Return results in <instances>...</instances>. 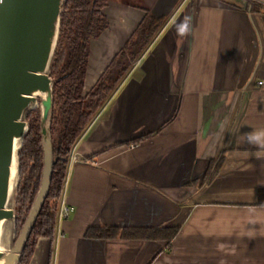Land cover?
<instances>
[{
  "label": "crops",
  "instance_id": "crops-1",
  "mask_svg": "<svg viewBox=\"0 0 264 264\" xmlns=\"http://www.w3.org/2000/svg\"><path fill=\"white\" fill-rule=\"evenodd\" d=\"M106 2L84 91L128 43L140 52L70 153L62 197L74 212L28 264H264V157L244 139L264 129V10ZM146 10L164 19L148 42L134 35Z\"/></svg>",
  "mask_w": 264,
  "mask_h": 264
},
{
  "label": "trees",
  "instance_id": "trees-1",
  "mask_svg": "<svg viewBox=\"0 0 264 264\" xmlns=\"http://www.w3.org/2000/svg\"><path fill=\"white\" fill-rule=\"evenodd\" d=\"M106 5V0H67L61 13L58 43L50 65V75L54 79L52 134L54 155L57 160L53 168V181L48 197L19 264H28L37 238L54 237L70 153L93 117L125 76L131 60L140 52V50H132L128 43L111 60L96 85L88 92L84 91L90 55L89 42L99 37L109 25L104 12ZM249 5L252 11L263 10L256 4ZM163 22V17L146 10L134 35H140L145 42H148L158 33ZM27 120L28 134L22 142L19 154L15 205L16 219L20 224H24L37 194L43 167L44 149H42L39 108L33 109ZM161 231L165 233L166 230H154L151 237H160ZM176 233V228H169L168 235L163 236L170 241Z\"/></svg>",
  "mask_w": 264,
  "mask_h": 264
},
{
  "label": "water",
  "instance_id": "water-1",
  "mask_svg": "<svg viewBox=\"0 0 264 264\" xmlns=\"http://www.w3.org/2000/svg\"><path fill=\"white\" fill-rule=\"evenodd\" d=\"M66 1L0 0V239L2 222L16 220L12 203L16 202L19 154L28 134L27 117L38 105L44 149L39 189L14 244L7 251L0 250L3 264L20 263L53 181L57 159L52 134L54 79L50 65Z\"/></svg>",
  "mask_w": 264,
  "mask_h": 264
},
{
  "label": "clouds",
  "instance_id": "clouds-1",
  "mask_svg": "<svg viewBox=\"0 0 264 264\" xmlns=\"http://www.w3.org/2000/svg\"><path fill=\"white\" fill-rule=\"evenodd\" d=\"M176 32L179 37H187L191 33V18L185 17L183 21L176 25ZM244 139L249 145L259 150L256 153L257 158L264 157V129L246 133Z\"/></svg>",
  "mask_w": 264,
  "mask_h": 264
},
{
  "label": "built area",
  "instance_id": "built-area-1",
  "mask_svg": "<svg viewBox=\"0 0 264 264\" xmlns=\"http://www.w3.org/2000/svg\"><path fill=\"white\" fill-rule=\"evenodd\" d=\"M252 4H256L260 6L264 10V0H248ZM263 83V82H260ZM71 160L76 161L78 160L77 155L71 156ZM72 212H74V207L69 205L64 197H61L60 202H59V207H58V212H57V220L60 222L66 218H68Z\"/></svg>",
  "mask_w": 264,
  "mask_h": 264
},
{
  "label": "bare ground",
  "instance_id": "bare-ground-1",
  "mask_svg": "<svg viewBox=\"0 0 264 264\" xmlns=\"http://www.w3.org/2000/svg\"><path fill=\"white\" fill-rule=\"evenodd\" d=\"M16 180H17V170H16V164L14 167V171H13V183H14V187L16 184ZM11 225L9 222H2V235H1V239H0V250L1 251H7L8 248L10 247V241L11 237H12V231H11ZM0 264H3L2 262H0Z\"/></svg>",
  "mask_w": 264,
  "mask_h": 264
},
{
  "label": "rangeland",
  "instance_id": "rangeland-1",
  "mask_svg": "<svg viewBox=\"0 0 264 264\" xmlns=\"http://www.w3.org/2000/svg\"><path fill=\"white\" fill-rule=\"evenodd\" d=\"M36 108H39V113L41 112V109H40V105H38ZM36 114V113H35ZM34 114V115H35ZM12 204H14V207H15V205H16V202H14V203H12ZM10 223V225H11V235H12V237H11V240L12 241H10V247L12 246V244H14V242H15V240H16V238L18 237V235H19V233H20V231H21V228H22V226H24L23 224H20L19 222H18V220L16 219L15 221L13 220V221H11V222H9ZM33 240V239H32Z\"/></svg>",
  "mask_w": 264,
  "mask_h": 264
}]
</instances>
